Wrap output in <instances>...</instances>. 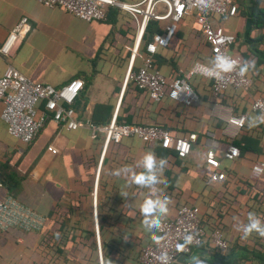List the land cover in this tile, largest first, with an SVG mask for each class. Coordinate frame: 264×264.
<instances>
[{
    "label": "crops",
    "instance_id": "0c3cea01",
    "mask_svg": "<svg viewBox=\"0 0 264 264\" xmlns=\"http://www.w3.org/2000/svg\"><path fill=\"white\" fill-rule=\"evenodd\" d=\"M121 1L137 4L142 0ZM234 1L236 16L213 17L211 22L237 38L231 53L250 61L245 74L252 85L215 96L209 80L194 76L189 83L199 100L185 106L167 96L153 102L135 89L130 76L142 66L144 41L142 35L131 64L137 26L128 13L112 8L105 20L85 22L61 8H46L31 0H0V47L22 18L28 24L13 54H0V77L12 66L30 82L54 87L81 79L83 88L72 106L79 122L104 127L114 119L120 125L160 126L173 138L196 135L190 154L180 159L171 150L134 137L105 147L101 133L93 139L85 126L68 130L54 122H47L30 145H23L8 134L0 118V161L16 165L22 177L17 200L45 218L39 235L17 229L0 234V264H74L66 256L78 264H98L100 257L102 264H140L141 249L156 239L155 232L145 229L142 209L148 200L156 199H167V212L154 220L172 219L184 205L197 207L206 233L216 217L220 219L237 264H258L240 256L241 248L251 252L264 244V236L256 231L245 236L241 228L248 223L249 213L264 224V173L251 176L252 166L264 160V115L251 110L252 102L264 96V64L251 54L254 45L264 51V30L251 31L250 25L253 7L264 8V0ZM157 12L161 14L163 8L158 6ZM166 24L160 21L162 30ZM153 60L170 81L195 63L213 67L214 57L193 16L187 15L170 45L158 49ZM43 109L41 104L38 113ZM241 115L246 118L241 129L227 123ZM50 145L57 149L56 155L47 151ZM229 145L240 150L239 158L224 159ZM211 148L219 161L218 172L226 176L221 183H209L211 168L204 156ZM151 155L158 163H167L156 193L129 185V172L124 171L147 175L139 165ZM5 196L9 195L1 187L0 198ZM59 228L81 242L69 243ZM96 230L98 258L89 249L95 242L84 234ZM55 234L59 240H54ZM58 246L62 255L55 252ZM32 252H39V258ZM230 252H215L203 244L179 256L174 264L216 262L217 256L229 257Z\"/></svg>",
    "mask_w": 264,
    "mask_h": 264
},
{
    "label": "built area",
    "instance_id": "2783aa9c",
    "mask_svg": "<svg viewBox=\"0 0 264 264\" xmlns=\"http://www.w3.org/2000/svg\"><path fill=\"white\" fill-rule=\"evenodd\" d=\"M31 1L46 8H61L85 22L105 20V10L108 7L128 13L137 26V42L132 52L131 64L137 55L138 44L149 21H167L162 33L155 34L146 45L142 66L130 76L136 86L145 91L153 102H160L167 96L185 106L196 103L199 97L189 83V79L194 76L209 80L215 96H221L229 88L247 90L252 85L249 77L240 74V69L243 68L241 59L231 53L236 38L211 22L213 17L236 16L237 6L234 0H142L137 4H128L121 0ZM158 6L163 8L161 14L157 12ZM186 15L193 16L194 23L201 31L214 59L216 56H225L235 62L232 71L221 73L219 76H208L205 72L212 67L195 63L186 74L167 81L155 68L153 56L158 49L169 46L180 21ZM27 30V19L22 18L0 47V54L5 57L11 56L25 38ZM82 88L81 79L72 80L60 87L33 83L18 70L8 66L0 77V118L6 124L8 134L23 145H30L47 122H54L68 130L85 126L91 130L93 139L97 133H101L104 135L105 147L111 142L118 143L123 138L134 137L143 143H155L162 149L172 150L180 159L190 154L191 145L196 141L195 134H189L185 138H173L167 130L158 126L118 125L113 119L108 126L98 127L89 122L77 121L72 106ZM41 104L44 105V109L38 113ZM251 110L264 115V98L254 100ZM245 120V116L241 115L230 117L227 123L236 129H241ZM47 151L52 155L58 152L53 145L48 146ZM239 156L240 150L234 145L227 146L223 154L224 159L228 161L235 160ZM204 162L214 170L210 175L209 183H221L225 180V174L218 172L220 165L212 148L205 152ZM263 173L264 160L252 166L251 176L258 178ZM44 224L43 216L15 198L11 196L0 198V234L13 229L38 232ZM154 232L156 233L154 242L141 249L140 264H174L179 256L187 255L193 248L200 246L207 236L201 223L199 209L186 205L178 209L173 220H160V226ZM95 233L98 239V231L96 230ZM209 237L211 245L217 251L225 252L228 249V243L224 240L221 230H213ZM98 252L100 257L99 246ZM99 264H102L101 257Z\"/></svg>",
    "mask_w": 264,
    "mask_h": 264
},
{
    "label": "trees",
    "instance_id": "16d2710c",
    "mask_svg": "<svg viewBox=\"0 0 264 264\" xmlns=\"http://www.w3.org/2000/svg\"><path fill=\"white\" fill-rule=\"evenodd\" d=\"M110 9H112V7H108L106 8L105 10V13L106 15H108V12H110ZM187 16V15H186ZM185 17V16H184ZM183 17V18H184ZM182 18V20H183ZM181 20V21H182ZM180 21V22H181ZM180 24V23H179ZM250 25H251V31L254 30V31H261V30H264V8H261L258 6V4H255V6L253 7L252 9V12H251V15H250ZM178 29V28H177ZM162 28L160 26V21H154V20H151L149 21L146 29H145V32L143 34V41H144V48H143V56L146 55V51H145V48H146V45L152 40L153 36L155 34H160L162 33ZM177 32V31H176ZM176 34V33H175ZM175 36V35H174ZM174 38V37H173ZM236 38V37H235ZM205 40V39H204ZM236 42H237V38H236ZM171 43V42H170ZM207 44V43H206ZM170 45V44H169ZM208 45V44H207ZM251 54H253L255 57H256V61H258L259 63H263L264 64V51H260L257 49V47L254 45L253 49H251ZM233 56H237L241 59L242 61V64H243V68H250L249 65H250V61H247V59H245L244 56H241L240 54H234ZM154 57V56H153ZM256 63V62H255ZM245 74V73H244ZM246 75V74H245ZM179 76V75H178ZM176 76V77H178ZM247 76V75H246ZM248 77V76H247ZM250 78V77H249ZM251 79V78H250ZM210 82V81H209ZM133 85L135 87V89L143 94H145L147 97V93L143 90H140L135 82L133 81ZM211 85V84H210ZM212 89V87H211ZM241 90V89H239ZM149 98V97H148ZM259 98H264V96H260V97H257L256 99H259ZM150 99V98H149ZM255 99V100H256ZM258 113V112H256ZM261 114V113H260ZM263 115V114H262ZM117 124V123H116ZM120 125V124H118ZM142 126H145V125H142ZM160 127V126H158ZM162 129H165L163 127H160ZM166 130V129H165ZM168 131V130H167ZM169 132V131H168ZM170 133V132H169ZM171 134V133H170ZM173 137V136H172ZM187 137V136H186ZM129 138H132V137H129ZM175 138V137H174ZM125 139V138H123ZM123 139H121L118 143H109L107 145L110 146V145H117L119 144ZM142 142V141H141ZM143 143V142H142ZM146 144V143H144ZM160 147V146H159ZM161 148V147H160ZM162 149V148H161ZM165 150V149H163ZM172 151V150H171ZM174 154H175V157H177L176 153L174 151H172ZM178 158V157H177ZM3 159V158H2ZM214 172L213 169H211L210 173L209 174H212ZM210 177V175H209ZM225 179H226V176H225ZM20 180H22V177L19 175V173L17 172L16 170V165H9V160H1L0 161V184H1V187H4L7 194L13 198H15L17 200V195L19 193V185H20ZM180 208V207H179ZM178 208V209H179ZM177 209V211H178ZM199 209V208H198ZM176 211V213H177ZM199 214H200V217H201V223L203 224V220H202V214H201V211L199 210ZM176 216V214H175ZM174 216V218H175ZM174 218L172 219H165V218H159V220H173ZM45 225V224H44ZM62 228V227H61ZM59 228V234L61 235H65V239H67L69 241V243H74L76 241H80L81 240H78V239H75L73 241V238L65 233L64 231H62V229ZM216 229H219L222 231V235H223V238L224 240L226 241L225 237H224V234H223V228H222V224L220 222V219L218 220L217 217L216 219L214 220V222L209 226V231L207 232V236L204 238L203 242L201 245L203 244H206L207 247H209L210 249L214 250L215 252H219L217 251L212 245H211V242H210V233L213 231V230H216ZM18 230V229H17ZM44 230V226L42 227V229L38 232H25V233H30L31 235H39L42 233V231ZM21 231V230H20ZM23 232V231H22ZM87 234L89 235V239H93V241L95 242L94 245L92 246H89V249L92 250V251H96L97 253V258L99 257V252H98V247L96 246V233L94 232H84V234ZM59 234H55L53 235L54 236V240L56 239H60V235ZM80 239V238H79ZM227 242V241H226ZM27 248L28 250H31V247L28 246L27 244ZM70 248H72L70 246ZM226 251H231L230 254L228 255L229 257H219L217 256L215 259L216 262H209V263H204V264H237L233 258V251L230 247V245L228 244V249ZM225 251V252H226ZM241 256L240 258L245 260V261H249V260H253V261H256L258 264H264V244H261L258 246L257 250H253L251 252L247 251L246 248H241ZM55 252H58L59 254L63 253V250L60 248V246H58L55 250ZM33 253V252H32ZM31 253V254H32ZM35 254V253H33ZM32 254V255H33ZM36 255V258H39V252H37ZM62 255V254H61ZM102 255H103V259L105 257V253L103 251V248H102ZM66 257H69L67 259H70L74 264H78L77 261H75L72 257L70 256H66ZM23 259V258H22ZM26 261V260H25ZM233 261V262H232ZM26 264V263H25ZM99 264V262H98Z\"/></svg>",
    "mask_w": 264,
    "mask_h": 264
},
{
    "label": "clouds",
    "instance_id": "9594fccd",
    "mask_svg": "<svg viewBox=\"0 0 264 264\" xmlns=\"http://www.w3.org/2000/svg\"><path fill=\"white\" fill-rule=\"evenodd\" d=\"M235 62L225 56H216L213 61V67L207 69L205 74L208 76H219L221 73L230 72L234 68ZM246 68L240 69V74L244 75ZM141 168L145 170L147 175L140 176L130 170L125 169L124 171L129 172V185L134 184L138 188L150 190L156 193L158 186L162 183L160 177L163 176L164 170L167 167L166 161L157 162L154 155L148 156L141 165ZM167 199L165 200H148L143 209V216L145 217V229L149 232H154L160 226V220L153 219L159 217L167 212ZM245 236L251 232L256 231L261 236H264V224L257 218L255 213H249L248 223L241 226ZM190 240V238H188ZM166 259V257H162ZM196 264H203L202 261H197Z\"/></svg>",
    "mask_w": 264,
    "mask_h": 264
}]
</instances>
